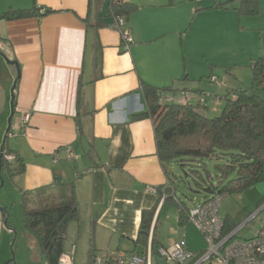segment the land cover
<instances>
[{"label": "crops", "instance_id": "obj_1", "mask_svg": "<svg viewBox=\"0 0 264 264\" xmlns=\"http://www.w3.org/2000/svg\"><path fill=\"white\" fill-rule=\"evenodd\" d=\"M124 1L139 5L123 27L132 38L126 50L119 31L113 27L114 19L102 20L103 0L98 7L97 0H93L98 26L86 23L90 0H35V4L23 9L36 5L53 12L24 20L0 19V53L10 61L9 66L19 69L15 112L11 101L12 118L14 114L18 118L14 124L11 122L15 134L10 133L7 147L26 163V172L11 182L24 199L35 198L42 187L56 185L57 177H61L62 184L74 183L81 209V235L65 252L75 249L74 264H86L83 258L91 250L93 254L99 250L133 252L134 247L129 250L121 245L129 242L133 246L143 211L157 207L149 237L152 246L161 214L169 204L158 191L168 180L157 156L153 121L131 119L146 108L142 82L176 90V85L183 82L187 94L182 103L202 104L206 113L221 112L230 84L228 80L220 83L213 60L197 67V50L183 48V35L193 26L172 12H179L176 6L185 0ZM214 1L195 9L197 13L207 12L196 25L201 48L212 49L203 42L212 39L220 25L237 30L236 25L241 23L242 14L236 10L239 0H232L228 9H210ZM251 53H241L248 62L244 67L256 58ZM262 54L264 50L259 52ZM8 73L12 93L17 72L15 75L8 69ZM234 83H238L237 79ZM205 84L212 87L205 88ZM174 92L164 94L162 103L164 98L171 101ZM24 113L30 114L26 125L21 122ZM83 113L86 115L80 118ZM7 129L3 127L5 135ZM4 141L5 136L0 158ZM1 175L0 167V180ZM7 206L0 202V242L3 235L17 229ZM183 241L189 250L199 252L186 239ZM5 258L7 254L0 245V264ZM11 260L12 256L5 264H12Z\"/></svg>", "mask_w": 264, "mask_h": 264}, {"label": "trees", "instance_id": "obj_2", "mask_svg": "<svg viewBox=\"0 0 264 264\" xmlns=\"http://www.w3.org/2000/svg\"><path fill=\"white\" fill-rule=\"evenodd\" d=\"M33 1L35 4V0ZM259 1L239 0L236 10L242 15L256 16L260 12ZM233 3L232 0L226 2L215 0L209 8L228 9ZM93 8V0H90V12L86 23L98 26L99 17L95 15ZM138 9L139 5L134 2L109 0L107 16L114 19L113 27L116 29L119 20L124 22V27L130 15ZM52 12L50 9L36 5L27 9L9 8L0 19L24 20L35 16L43 17ZM94 18L95 23H92ZM7 62L10 63L8 59ZM12 63L16 61L13 60ZM248 67L252 74L251 86L242 88L237 85L238 83L229 84L224 95L221 114L213 118L206 116L208 114L202 104L193 105L174 101L162 103L163 95L176 89L159 88L142 82L146 108L143 112L133 115L131 119L153 121L157 156L168 180L164 186L158 188L159 195L160 198L165 196V201L177 208L178 224L181 227L189 224L192 208H188L178 197V189L173 183L178 177L170 172L171 165L177 164L182 167L186 171V176L188 173L185 168H190L189 172L193 175L196 188L206 194L204 203L214 200L216 196L225 197V195L244 192L264 181V54L253 59ZM18 82L19 77H16V85ZM12 94L15 112V88ZM85 115L83 113L79 117ZM77 120L82 133L79 118ZM10 133H12L11 122L6 130L0 158L3 179L4 175L13 179L26 172L23 158L14 155V161L6 159L7 155H13V151L7 147ZM209 159L221 162L215 165V176L211 175L206 167L205 160ZM37 200V207L30 206L25 200L24 226L41 248L46 264H59L60 257L66 252L68 225L71 222H80L81 219L75 185L67 183L61 186L42 187L37 190ZM262 202L264 203V199ZM156 208L143 211L138 236L132 242L133 252L145 253ZM236 228L229 218L224 219V235H228ZM160 248H162L161 244L153 235L152 256L161 264ZM12 262L13 258L10 263Z\"/></svg>", "mask_w": 264, "mask_h": 264}, {"label": "rangeland", "instance_id": "obj_3", "mask_svg": "<svg viewBox=\"0 0 264 264\" xmlns=\"http://www.w3.org/2000/svg\"><path fill=\"white\" fill-rule=\"evenodd\" d=\"M101 1L102 0H97L95 5L98 7V2L100 3ZM108 1L109 0H103L104 11L102 16L104 18L102 20L106 22L112 20L111 17L105 15L108 13ZM175 2L181 1L176 0ZM212 2L213 0H185L183 3L176 6V8L179 9V12H177V10L172 12L174 14L178 13L183 18L185 17L187 24L189 25L192 23L193 26L192 30L190 29L187 35H183V48L188 47L190 50H197V57H199L197 59V67L200 66L201 62L205 64L206 61L213 60L212 62L216 65L214 68L215 74L219 77L220 83L222 80H228L230 84H234L237 79V85H240L242 88H248L251 86L252 74L250 68L244 67L248 64V62L246 63V57L241 53H243V51H246V53L252 52L251 54H253V56L258 57L259 52L264 50V0L259 1L260 14L257 17L242 15L240 17L241 23L238 22V25H236L237 30L224 29L220 25L218 33L212 39L203 42L204 45L209 43L212 46V49L204 46L201 48L198 47L201 42L198 40L199 36L196 25L200 24V21L203 20L202 17H205L207 15L205 13L207 12L203 11L197 13L195 9L197 6L211 4ZM33 3V0H0V18L6 11L9 10V8H24L33 5ZM95 5L94 9H96ZM97 12L101 14L100 11ZM168 15L169 12H167V16ZM194 15L197 16L194 18ZM220 20H223V17H220ZM239 28L241 29V32H239ZM175 39L178 40L181 38L176 37ZM0 49H2L1 45ZM5 67L9 70L11 69L15 75L17 72V78L19 76V69L14 66H9L7 59L1 55L0 146L2 138L5 136L3 127L8 126L9 119L12 115L11 101L13 94L9 92L11 86L9 78L11 74L9 75L8 69ZM15 83L16 82H14L12 86V90L15 88ZM182 84L183 82H179V84L176 85L178 86V90H175L171 101H166L165 98L163 101L169 103L173 101L182 102L187 94V92L183 91ZM207 85L211 86V84H205L204 87L207 88ZM207 114L208 115L206 116L213 118L219 116L221 113L210 112ZM17 118L18 116L14 114V117L11 120L12 124L16 122ZM12 132L15 134V130L13 128ZM10 139L11 138H8V144ZM218 163L221 162L215 159L205 160L206 167L213 176H215V165ZM169 169L171 173L178 177V180H174L173 183L178 189L177 194L181 201L185 203L188 208L196 207L198 204L202 203L206 194L203 190L196 188L193 175L189 172L190 168H185L188 173L187 176L185 173L186 171H184L183 168L177 164L171 165ZM2 180L4 185L0 188V202L8 204L6 210L13 226L17 227V229H14L12 234L3 235L0 242L1 249L7 254V258H10L11 256L12 258L14 257L15 261H13L12 264H46L45 256L41 248L34 237L25 229L23 222V208L25 205L24 200H26V203L30 206L37 207V196H35V198L24 199V196H22L12 184L10 178L4 176V179L2 178ZM2 180H0V185L2 184ZM263 199L264 181L244 192L225 195L224 200L220 205L218 214L223 220L225 218H229L237 227L236 229H239L237 233L238 238L251 239L256 237L264 224V209L260 211V209L264 206V203L262 202ZM78 223L79 222H71L68 225L65 250H70L71 246L76 244V242L80 239L81 231H79ZM155 238L159 240L162 245L167 247L173 245L177 241H183L184 239L189 242L192 249L203 251L207 247L205 238L192 224L189 223L184 228L178 224V210L171 204H166L165 210L161 214V218L156 227ZM132 247V244H129V242L121 245V248H129V250L132 249ZM96 252L99 256H105L108 251L99 250ZM93 256L94 255L91 250L89 255L83 258V260H85L86 264H92ZM7 258L3 261L4 264Z\"/></svg>", "mask_w": 264, "mask_h": 264}, {"label": "built area", "instance_id": "obj_4", "mask_svg": "<svg viewBox=\"0 0 264 264\" xmlns=\"http://www.w3.org/2000/svg\"><path fill=\"white\" fill-rule=\"evenodd\" d=\"M124 22L119 20L118 29L124 49L132 43L129 31L123 29ZM115 28V27H114ZM30 121V114L24 113L22 123ZM8 161H14L15 156L7 155ZM224 196H216L214 200L202 202L190 210L189 223L205 238L207 247L203 251L189 250L185 241L178 242L169 248H160L161 264H264V224L256 237L240 239L239 230L228 235L223 234L224 220L218 211ZM146 253L128 252L125 250L108 251L105 256L93 255L92 264H160L152 256L151 240ZM74 252L64 253L59 264H74Z\"/></svg>", "mask_w": 264, "mask_h": 264}, {"label": "water", "instance_id": "obj_5", "mask_svg": "<svg viewBox=\"0 0 264 264\" xmlns=\"http://www.w3.org/2000/svg\"><path fill=\"white\" fill-rule=\"evenodd\" d=\"M1 55H3L2 53H1ZM4 56V55H3ZM5 57V56H4ZM6 58V57H5ZM16 66L18 67V64H16ZM13 91V90H12ZM12 98H14V96L12 97ZM12 116H13V111H12V115H11V118L9 119V124L8 125H10V122H11V120H12ZM62 185V179H61V177H57L56 178V186H61ZM264 209V206L260 209V211H262ZM236 230H239V229H236ZM13 261H15V259H14V257H13Z\"/></svg>", "mask_w": 264, "mask_h": 264}]
</instances>
